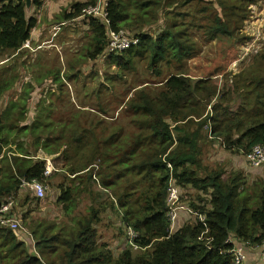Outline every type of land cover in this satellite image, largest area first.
<instances>
[{"label":"trees","instance_id":"obj_1","mask_svg":"<svg viewBox=\"0 0 264 264\" xmlns=\"http://www.w3.org/2000/svg\"><path fill=\"white\" fill-rule=\"evenodd\" d=\"M258 1L106 0L108 24L97 17L85 18L91 34L87 49L91 60L106 56L120 74L144 62L148 74L158 78V85L141 87L147 83L142 81L134 86L120 109L130 118L129 124L112 127L100 121L99 114L111 117V109L101 101L93 106L96 121L82 113L83 121L79 115L66 122L54 121L50 111L41 106L37 120L23 124L33 88L23 86V98L9 102L0 113V206L7 197H17L23 181L51 178L44 176L45 161L36 160L22 141L28 137L36 149L49 156L59 154L67 176H74L75 189L69 185L58 198L67 214L76 208V197L90 192L96 175L103 188L114 192L123 223L140 233L137 243L146 249L133 251L125 244L115 256L99 241L96 227L102 220L101 209L90 205L87 214L73 217L71 225L47 221L34 225L35 247L26 235L21 239L0 225V264H234L229 237L257 246L264 243V188L258 195L250 193L240 172L225 175L224 170L213 169L204 177L200 174L207 125L229 151L246 155L264 143V49L251 65L229 73L230 81L226 76L221 85L211 78L195 80L182 68L200 51L197 33L206 41L236 36L245 41L248 37L241 35L242 29L251 6ZM41 2L33 0L37 6ZM96 3H72L56 16V22L82 20L78 19L82 10ZM161 17L165 23L156 34L144 31ZM36 25L37 19L27 15L26 0H1L0 55L12 59L28 52L25 44ZM120 30L133 32L130 35L140 42L120 54L107 52L109 31ZM163 65L175 67L177 73L161 79ZM16 77L0 75V101ZM111 78L119 80L116 73ZM54 81L58 83L59 78L55 76ZM116 89L119 86L113 80L101 87L97 97ZM208 106L211 113H207ZM166 161L172 164L181 189L191 186L208 196L185 205L205 216L207 236L213 238L210 248L199 240L205 228L197 217L170 232L166 204L170 169ZM247 258L246 253L240 264H246Z\"/></svg>","mask_w":264,"mask_h":264},{"label":"rangeland","instance_id":"obj_2","mask_svg":"<svg viewBox=\"0 0 264 264\" xmlns=\"http://www.w3.org/2000/svg\"><path fill=\"white\" fill-rule=\"evenodd\" d=\"M76 1L69 0L66 4L70 5ZM64 7V5L61 6V8ZM31 9L32 6L27 10L28 15L32 13ZM53 22L52 19L48 20L50 25L47 35L51 34L49 30L56 23ZM164 23L165 18L161 17L158 23L145 28L144 31L154 35L163 27ZM43 24L42 22L40 25ZM130 33L134 34L133 32ZM241 35H246L248 38L242 41L239 36H236L206 41L197 33L195 40L200 51L182 68L195 80L211 78L218 85H221L226 76L229 82L230 74L238 73L242 68L251 65L255 56L264 49V0H259L251 6V15L244 23ZM43 37L44 35L40 34L36 43L27 44L28 52L19 54L15 58L11 59L10 55L6 57L0 55L5 60L0 64L1 77L7 78L11 75H17L14 79L16 81L14 86L1 98L0 113L9 102L23 98V86L28 84L33 86L26 105V123L23 124H33L40 115L41 106L50 111L54 121L66 122L81 117V113L96 121L97 119L92 115L93 106L101 101L104 107L111 109V117L98 113L102 117L100 121L104 125L107 127H112L115 123L128 125L130 118L120 112V109L132 95L130 90L142 81L147 83L141 87L147 85L155 88V85H158L155 84L158 78L148 74L144 62H139L135 70L120 74L117 72L116 66L112 65L106 56L91 60L87 56L91 34L86 19L62 27L54 40L47 42L48 38ZM8 58L10 59L7 60ZM115 73L117 78L120 75L122 77L119 80L112 79L111 76ZM163 73L161 79L176 74L177 69L173 66L163 65ZM55 76L59 78L58 83L54 81ZM113 80L119 89H116L114 93L105 92L100 98L97 97V92L101 87ZM208 112L211 113V106H208ZM75 115L79 116L76 117ZM81 120L83 121L82 117ZM203 135L206 140L201 143V176H206L207 172L213 169H222L224 171H220L224 172L225 175H229L231 172H240L245 182L244 187H247L250 193L258 195L264 188V165L259 168L252 167L242 152L229 151L221 141L210 138L207 127H204ZM43 136L46 137V135ZM22 141L27 144L32 155H36V160H43L46 164L45 156L51 158L56 171L50 176L51 178L49 177V181H45L49 188L43 201L34 199V195L27 188L19 191L17 200L20 207L17 212L21 216L22 229L20 234L32 237V227L44 221L57 225H71L73 217L87 214L90 205H93V207L101 209L102 220L96 227L99 241L106 243L113 254L117 256L126 244V225L122 221V209L117 203L114 192L103 187L99 188L100 181L94 182L89 193L76 197V208H73L71 214H67L62 205L59 204L58 198L63 189H67L69 185L71 190L75 189L76 182L71 181V177L74 176L70 174L67 176L64 170L66 164L59 154L46 155L42 149L38 150L32 146V140L28 137L22 138ZM53 182H55L54 187ZM181 193L183 195L182 204L188 206L191 202L197 201L199 196L208 198L206 194L193 189L191 186L182 187ZM234 242L237 243L235 239ZM262 245L264 246V243ZM262 245L250 244L245 247V251L248 247L264 250ZM29 249L35 254L32 247Z\"/></svg>","mask_w":264,"mask_h":264},{"label":"built area","instance_id":"obj_3","mask_svg":"<svg viewBox=\"0 0 264 264\" xmlns=\"http://www.w3.org/2000/svg\"><path fill=\"white\" fill-rule=\"evenodd\" d=\"M106 6V0H98L96 4L89 5L85 7L82 10L81 16L78 17V19H85L87 17H97L104 21L105 24L109 23V20L107 19V10L105 9ZM73 22H77V20H71L69 22H62L58 23L53 29L55 30L54 36L57 35V32L60 31L61 27L64 25L71 24ZM108 47L107 52L112 54H120L131 47L137 45L140 42V39L136 36L130 35L125 30H120L118 32L115 31H109L108 33ZM28 44V43H27ZM26 44V46H28ZM208 129V135L212 139H218L219 141L223 142L221 138H216L212 132L210 131V126L207 125ZM248 163L254 167L259 168L264 165V143L258 144L252 149L247 152L245 155ZM2 158V155H0V159ZM165 158V157H164ZM165 161V160H164ZM167 167L170 169V175L168 179V187H167V200L166 204L168 207L167 217L169 222V228L170 232L173 233L174 230L179 225V219L181 213H185L189 219H192V217H197L199 222H201L204 225V231L201 233L199 240H204L207 247L210 248L213 242L212 237H208V226L206 224V218L205 216L198 214L191 210L189 207H187L185 204H182L181 201V188L177 184V180L173 174V166L169 161H166ZM56 171V168L54 167V164L52 162L51 158H46V166L44 170V176L46 178H49L53 175V173ZM94 178L96 179V182H99L96 175H94ZM47 181V180H45ZM45 181H40L37 179H34L30 182L23 181L22 189L27 188L35 198H37L39 201H43L47 196V191L49 188V185L46 184ZM99 188H102V186L99 183ZM20 207V203L17 200V197L15 196H9L5 199V201L0 206V225L12 229L19 238L22 239L21 229V216L18 214L17 209ZM26 235V234H25ZM27 236V235H26ZM28 237V236H27ZM30 237V236H29ZM28 237V239H29ZM140 238V233L136 231L132 226H126V245L133 251L137 250H145L146 247H142L139 243H137V240ZM234 239L237 241V243L234 242ZM30 240L32 242V247H35V241L32 237H30ZM227 242L232 244V249L229 250V253L232 256L234 264H240L246 259V252L245 247L250 245V243H241L238 241L235 237H229ZM35 251V248H34ZM36 253V251H35Z\"/></svg>","mask_w":264,"mask_h":264},{"label":"crops","instance_id":"obj_4","mask_svg":"<svg viewBox=\"0 0 264 264\" xmlns=\"http://www.w3.org/2000/svg\"><path fill=\"white\" fill-rule=\"evenodd\" d=\"M41 1L42 2H41V4L39 6L33 4L32 5V9H31L32 13H30L29 15L27 14L28 17L34 16L37 19V25L33 29L32 33H31V40H29L27 42L30 45H33L34 42L36 43L38 41V36L40 34L44 35L45 38H48L47 42L50 41V40H54V37H55L54 36V31L55 30L53 28L58 24L56 22V16L59 15L62 12L63 9L68 8L72 4V3L70 5L66 4L69 0H41ZM77 2H87V1L86 0H77L76 3ZM73 3H75V2H73ZM0 5H1V0H0ZM63 5L65 7L61 8V6H63ZM43 16H44V18H43ZM41 17H42V19H41ZM51 19H52V21H54L56 23L53 24L51 30H49L51 34L47 35L48 34L49 25H50L48 23V20H51ZM81 21H84V20L83 19L82 20H77V22H81ZM42 22L44 24L40 25ZM64 27H66V26H64ZM61 29H62V27H61ZM47 42H44V43H47ZM26 44H25V48H29L28 46H26ZM46 48H48V47L46 46ZM46 51H48V50H46ZM6 56L7 55H5V57ZM3 61H5L4 57L1 58V56H0V64H2ZM45 154L47 155V153H45ZM45 158H49V157L45 156ZM188 220H189V217L185 213H181L179 224H182L184 221L186 222ZM246 249H247L246 252H247V256H248L246 264H263V255H264V251L263 250L255 249V248H249V247L246 248Z\"/></svg>","mask_w":264,"mask_h":264},{"label":"water","instance_id":"obj_5","mask_svg":"<svg viewBox=\"0 0 264 264\" xmlns=\"http://www.w3.org/2000/svg\"><path fill=\"white\" fill-rule=\"evenodd\" d=\"M33 4V0H26V9L29 10Z\"/></svg>","mask_w":264,"mask_h":264}]
</instances>
